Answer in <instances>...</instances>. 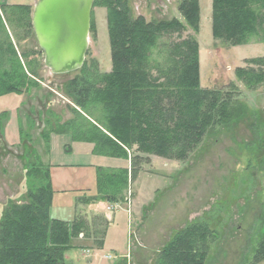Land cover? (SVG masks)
I'll return each instance as SVG.
<instances>
[{
  "label": "trees",
  "instance_id": "trees-1",
  "mask_svg": "<svg viewBox=\"0 0 264 264\" xmlns=\"http://www.w3.org/2000/svg\"><path fill=\"white\" fill-rule=\"evenodd\" d=\"M94 7L107 9L112 70L101 73L96 62L84 64L66 86L67 96L82 113L73 108L76 118L47 131L44 138L48 148L50 134L70 135L74 141L94 144L95 156L130 160V171L96 168L97 195L80 199L85 205L101 201L117 205L135 178L134 152L183 161L216 130L249 125L253 113L234 95L235 84L232 91L201 87L195 37L180 38L167 47L162 63L154 58L165 36H181L187 28L199 31V0H182L178 7L182 20L168 21L135 17L130 0H96ZM0 10V99L19 97L39 87L36 68H31L37 61H30L39 55L19 51L24 38L34 35L33 8L17 5ZM5 21L11 24L15 43ZM212 36L231 47L246 45L256 36L264 42V0H212ZM248 64L236 69L237 79L248 89L264 85V58ZM30 159L27 202L9 205L0 220V264H68L66 253L81 234L84 240L97 238V250L102 249L107 219L99 217L104 224L100 231L82 216L70 222L52 218L50 167L37 154ZM212 238L205 223L190 224L159 251L153 264H206ZM262 262L264 235L252 264Z\"/></svg>",
  "mask_w": 264,
  "mask_h": 264
},
{
  "label": "rangeland",
  "instance_id": "rangeland-1",
  "mask_svg": "<svg viewBox=\"0 0 264 264\" xmlns=\"http://www.w3.org/2000/svg\"><path fill=\"white\" fill-rule=\"evenodd\" d=\"M181 1L130 0V4L135 17L143 16L148 22L168 21L182 20L178 11ZM199 3V31L195 33L187 28L181 36H165L154 58L162 63L167 47L180 38L195 37L199 44L201 87L232 91L230 86L235 84L237 92L234 95L253 113L249 125L216 130L183 161L134 152V157L138 155L134 165L135 178L129 182L127 191H123L124 201L117 205L101 201L86 206L80 199L98 193L96 171L88 165L91 163L88 154L94 156V144L52 133L47 148L44 138L47 131L76 118L72 112L76 107L67 96L66 86L79 72L51 74L44 64L36 37L32 35L25 39L23 33L24 41L19 51L39 55L30 58L32 62L37 61L31 68H36L39 87L19 97L13 94L0 99V110L10 108L14 112L10 150L4 144L3 125L7 119L3 120L0 131V220L9 205L27 202L30 189L27 165L30 155L37 154L41 162L50 167L52 218L69 221L76 209L81 208L87 212L83 219L100 231L104 230L100 219L104 217L93 213H104L110 221L99 260L91 259L95 253L93 249H97V238L84 240L81 234L74 242L77 249L66 253L72 259V263L67 261L68 264H78V261L89 264L87 260L100 264H153L159 251L175 234L193 223H205L213 233L206 264H252L254 250L264 235V85L248 89L237 79L235 71L249 67L248 61L252 59L264 58V42L256 36L246 45L231 47L214 40L212 0H199ZM4 23L12 35L11 24ZM94 62L101 73L111 72L107 9L104 7L92 9L89 48L84 64ZM116 160L119 161L114 166L119 167L104 169L118 171L126 170L128 166V171L131 170L130 160ZM93 165L99 166L95 161ZM101 203L110 206L108 210L104 211ZM137 232L143 248L137 255L132 253L123 259L131 246V235ZM78 248L90 249V256L84 253L85 258L82 257ZM103 256L113 259L105 260Z\"/></svg>",
  "mask_w": 264,
  "mask_h": 264
},
{
  "label": "water",
  "instance_id": "water-1",
  "mask_svg": "<svg viewBox=\"0 0 264 264\" xmlns=\"http://www.w3.org/2000/svg\"><path fill=\"white\" fill-rule=\"evenodd\" d=\"M96 0H37L32 28L53 75L82 69L89 48L92 9Z\"/></svg>",
  "mask_w": 264,
  "mask_h": 264
},
{
  "label": "crops",
  "instance_id": "crops-1",
  "mask_svg": "<svg viewBox=\"0 0 264 264\" xmlns=\"http://www.w3.org/2000/svg\"><path fill=\"white\" fill-rule=\"evenodd\" d=\"M36 2H37V0H30V1H27V0L26 1L25 0H0V7L1 6H17V5H19V6H30V7H33L34 8ZM0 12H1V10H0ZM11 37H12L13 42L15 43V40H14V38H13L12 35H11ZM88 159L91 160V163H88V165L91 166V167H93L95 171H96V167L97 168H99V167L100 168H104V167H106V168L107 167L108 168L119 167V166H114V165L118 164L117 161H119V160H116V159H111V158H106V157H101V156H95V155L92 156L90 154H88ZM85 160H87V159H85ZM94 161H95V164H98L99 166H94L93 165ZM125 168L128 169V166L125 167ZM84 191H85V189H82V192H84ZM101 204H103L101 206L104 209V211L106 209L108 210V208L110 207V206L109 207H106L104 205L105 203H101ZM87 209H89V208H87ZM85 213H87V212L85 210L81 209V208L76 209V213H75L73 219L75 217H77V216H83V214H85ZM93 214L94 215H97V214L101 215L102 214V216L104 218H106L107 221L110 224V221L107 218L106 214H104V213H93ZM73 219L69 220L68 222L72 221ZM109 226H108L107 233H106V236H105V239H104V247H105V244H106V239H107V235H108L109 228H110ZM139 237H140V233L139 232H137L135 235H131V246H129V248H128V253L126 254L127 256L126 255H123V257H124L123 259L129 257L132 253L134 255H137V252L140 251L141 248H143V247H141L142 244L139 241L140 240ZM132 238H134L133 241H132ZM74 248L77 249V247H74ZM78 249H80V251L82 253V257L85 258V256H84L85 254L84 253H86V256H90V253H91L90 252L91 251L90 249H88V250H85V248H78ZM102 250H103V248L100 249V250L99 249L98 250L97 249H93L92 252H95V253L93 255V258H91V259L94 260V261L95 260H99V258H100L99 252H101ZM102 258L105 259V260H107V256H103ZM66 260L69 261V262L71 261V263H72V259H70L68 256H66ZM87 262L89 264H92V263H94V264H100L99 262H92L91 260H87L86 263ZM73 264H75V263H73ZM78 264H81V262L78 261Z\"/></svg>",
  "mask_w": 264,
  "mask_h": 264
},
{
  "label": "flooded vegetation",
  "instance_id": "flooded-vegetation-1",
  "mask_svg": "<svg viewBox=\"0 0 264 264\" xmlns=\"http://www.w3.org/2000/svg\"><path fill=\"white\" fill-rule=\"evenodd\" d=\"M7 113L6 114V118L4 117H2L1 115H2V113ZM13 113V114H12ZM13 116V117H12ZM13 118H14V112L9 108V109H1L0 110V127L3 125V120H6L7 119V121L5 122V124L3 125V128H4V134H5V136H4V144L7 146V147H9V150L11 149V131H12V129H13ZM7 124V125H6ZM12 124V125H11ZM7 132H9V133H7ZM8 135V136H7ZM0 142H1V140H0ZM5 151V150H4ZM3 151V152H4ZM5 154H6V152H4ZM9 154V153H8Z\"/></svg>",
  "mask_w": 264,
  "mask_h": 264
},
{
  "label": "built area",
  "instance_id": "built-area-1",
  "mask_svg": "<svg viewBox=\"0 0 264 264\" xmlns=\"http://www.w3.org/2000/svg\"><path fill=\"white\" fill-rule=\"evenodd\" d=\"M107 259H108V260H111V259H113V258H112L111 256H109V257H107Z\"/></svg>",
  "mask_w": 264,
  "mask_h": 264
}]
</instances>
